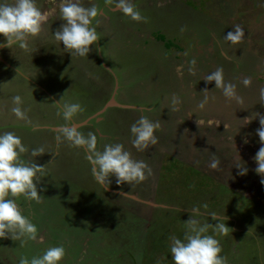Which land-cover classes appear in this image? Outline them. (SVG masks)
Here are the masks:
<instances>
[{
    "label": "rangeland",
    "instance_id": "rangeland-1",
    "mask_svg": "<svg viewBox=\"0 0 264 264\" xmlns=\"http://www.w3.org/2000/svg\"><path fill=\"white\" fill-rule=\"evenodd\" d=\"M50 1L53 0H36L40 10L48 13V20L41 33L29 39L27 49L14 45L6 51L7 55H20L17 62L22 69L26 66L32 70L38 61L49 90L41 88L39 92L19 82L13 86L12 75L0 67V76H9L0 81V134L14 132L29 150L20 158L25 163L29 160L46 166L44 173L38 174L42 202L24 197L16 201L21 213L36 225L37 239L24 240L23 247L20 240L0 239V264H19L21 257L31 260L56 246L65 248L60 264H174L170 237L183 240L184 223L191 218L194 207L200 209V215L192 216L199 225L222 222L229 228L226 234L214 228L205 233L219 241L226 264H264V185L255 172L253 159L261 147L256 131L259 118L264 116L260 97L264 87V0H198V8L208 11H202L204 16L214 12L220 20L227 18L232 29H243L244 36L238 44L225 39V28L212 37L191 15L181 21L176 4L191 0H132L146 22H134L118 10L115 21L103 22L102 28L93 21L98 35L101 29L102 43L98 41L97 52L93 45L87 57H71L63 44L51 39L53 30L65 22L56 16L61 0H55L54 7L48 5ZM101 1L104 2L81 3L85 7L96 4L100 9ZM227 5L229 8H224ZM161 29L170 36L166 42L172 39L178 48L167 51L165 43L153 47V42L159 43L155 36ZM188 39L193 41L190 48L186 45ZM140 48L146 53L137 52ZM138 54L146 57L139 59ZM205 59L211 67H204ZM138 66L142 72H136ZM74 67L82 68L83 73H77ZM198 67L203 68L202 77L197 75ZM217 68L223 69L225 82L229 79L236 85L239 101L226 99L215 89L214 82L203 80ZM245 78L251 80L248 87L242 83ZM38 79L43 81L42 77ZM195 79L200 86L193 84ZM129 80L133 84L125 86L129 87L125 90L120 84L126 85ZM113 94H118L119 103H127V109L110 110L103 116L98 129L104 138L97 142V149L98 143L101 151L106 144H123L133 159L148 164L151 174L146 173L145 180L131 185H117L112 177L105 190L91 183L86 173L81 175L80 170L90 169L91 165L80 149L67 142L57 144L58 132L52 128L58 129L66 122L62 109H57L61 113L58 115L57 105L51 106L49 101L51 95L59 96L63 103H79L83 110L91 112L102 110ZM17 95L22 98L21 107L28 120H18L11 112L12 98ZM173 95L181 101L176 111L171 110ZM205 96L207 103L198 107ZM39 106L44 112H36ZM46 112L50 116L40 119ZM83 113H77V117L82 118ZM140 116L161 124L155 132L158 143L143 152L130 142V127ZM94 129L87 126L79 131L85 136L95 132L97 136ZM108 136L116 139L111 142ZM40 147L45 153L31 158V151ZM191 150L196 156H190ZM207 152L213 153L209 161L212 157L219 160L216 169L205 167ZM65 161L70 166H65ZM244 166L247 174L241 175ZM64 169L81 174L73 176ZM206 172L211 178L205 176ZM213 212L222 219L212 220ZM134 216H139L138 226L133 224Z\"/></svg>",
    "mask_w": 264,
    "mask_h": 264
},
{
    "label": "clouds",
    "instance_id": "clouds-1",
    "mask_svg": "<svg viewBox=\"0 0 264 264\" xmlns=\"http://www.w3.org/2000/svg\"><path fill=\"white\" fill-rule=\"evenodd\" d=\"M104 3L122 12L134 22H146V18L141 15L132 0H104ZM59 10L60 19L65 23L53 33L54 40L59 45L63 44L64 51L71 57H87L91 47L99 41L97 28L93 26V21L97 20L101 10L96 4L85 7L81 0H61ZM47 20L48 13L40 10L36 0H0V36H3L5 40L4 43H0V47L11 49L15 45L20 49H27L29 39L41 33ZM233 29L234 31L227 33L225 39L232 44H238L244 32L239 26ZM203 80L209 84L214 82L215 89H219L226 99L239 101L236 85L225 82L222 68H217L206 75ZM242 83L248 87L251 80L245 78ZM207 92V90L204 91V93ZM260 97L264 101V87L260 89ZM207 99L205 96L198 107L203 108ZM115 100L118 102L116 97ZM12 103V114L18 120H28L26 111L21 107L22 98L19 95L14 96ZM180 103L179 97L173 95L171 110L176 111ZM55 104H60V101ZM61 107L66 123L58 128V134L55 137L57 144L67 142L70 147L84 149L87 153L85 159L91 165L93 179L99 185L104 186L105 190L109 188L112 177H115L117 185H131L145 180L146 173L151 174L148 164L142 160L133 159L131 152L127 151L123 144H106L100 151L97 149L98 141L95 133L88 132L85 136L77 127L70 125L68 122L72 121L77 113L83 111L79 103H63ZM245 120L248 124L252 121L250 118ZM259 123L260 127L256 135L259 137L261 147L253 159L257 165L255 172L261 177V184L264 185V116L259 118ZM160 127L159 121L153 122L147 116H140L130 127L132 146L137 151L143 152L150 145L157 144L158 138L155 132ZM244 143L247 144L248 141L245 140ZM28 151L21 138L14 132L0 134V239L20 240L21 247H23L24 240H36L38 230L36 225L21 213L16 201L24 197L28 201L42 202L37 189V183L40 180L38 174H43L46 168V166H37L35 162L29 160L25 163L20 157ZM44 153L43 147L33 149L30 157H38ZM218 165L219 160L213 157L210 167L215 169ZM240 174H247L245 166ZM204 207L207 208V205ZM200 214L199 208L194 207L191 210V218L184 223L186 231L183 240L175 236L170 237V252L174 264H226V257L220 255L222 248L219 241L213 235L205 233L209 228H214L216 232L226 234L229 228L222 222L201 226L197 220L192 218ZM211 219L216 221L222 218L213 212ZM64 257L65 248L63 246L49 247L42 256H34L31 260L21 257L19 264H60Z\"/></svg>",
    "mask_w": 264,
    "mask_h": 264
},
{
    "label": "trees",
    "instance_id": "trees-1",
    "mask_svg": "<svg viewBox=\"0 0 264 264\" xmlns=\"http://www.w3.org/2000/svg\"><path fill=\"white\" fill-rule=\"evenodd\" d=\"M192 2V3H191ZM191 2H187V4H184V3H182L181 1L180 2H177V4H176V6H177V8H178V11L176 12L177 14H178V16L180 17V19H181V21L183 20H185V18L187 17V16H189L190 17V15L197 21V22H200L201 24H203V26H204V28H205V30L208 32L209 31V33H211L212 34V37H213V34L214 33H217V32H220V31H222V29L223 28H225L228 32H230V31H233V29H232V26L229 24V23H227L225 20H227V18H225L224 20H220L219 19V17H216V13H215V15H214V12H209L210 13V15H209V17L208 16H204L203 14H202V11H206V12H208L207 10H201V9H199L198 8V6H197V4L199 3V2H201V1H199L198 2V0H191ZM224 8H229V5H227V6H225ZM222 10H224V9H222ZM168 12H170V11H168ZM168 12H166V13H168ZM206 15V14H205ZM212 15H213V17H212ZM211 17V18H210ZM190 19V18H189ZM211 19H213V20H211ZM181 29V26L179 27V28H176V30H180ZM215 32H214V31ZM56 31H54L53 30V33H55ZM169 35L167 34V32L164 30V29H161V30H157V33H156V36H155V39L156 40H158L159 41V43L157 44V43H155V42H153V47L154 48H156V46H160V44L161 43H165L164 44V46H165V48H167V51H169V50H172L173 48H175L176 46L174 45V43H173V40L171 39V40H169V41H167L166 42V40H167V37H168ZM170 37V36H169ZM184 38H186L187 39V37H183L182 38V40H184ZM51 39H53L54 40V38H52L51 37ZM99 39L102 41V37H100L99 36ZM215 39V38H214ZM184 43V42H183ZM193 43V41L192 40H190V39H188V42H187V44H186V42H185V44L186 45H188V47L190 48V45ZM176 48H178V46L176 47ZM181 49H182V47H181ZM181 49H179V50H181ZM137 52H140V53H146V52H144V49H139V51H137ZM218 53V52H217ZM217 53H216V55H217ZM169 54V53H168ZM130 56V55H129ZM128 56V57H129ZM166 56V55H165ZM213 56V55H212ZM220 56H223V54L222 53H220ZM138 57H139V59H142V58H144V57H146V55L145 54H138ZM168 58V57H167ZM169 59V64H170V67L173 69V67L171 66V63H170V57L168 58ZM147 61H149V59L147 60ZM38 62V61H37ZM37 62H36V65H37ZM203 63V65H204V67H206V66H208V67H211L209 64H208V62H207V60L205 59V62H202ZM258 63H261V59L259 58V60H258ZM18 64V63H17ZM16 63H15V65H14V67L16 68V69H21V70H23L24 72H25V74L27 73L26 72V70H24V69H22V68H19V66L17 65ZM182 64V63H181ZM121 65V64H120ZM208 67L206 68V69H208ZM240 67V66H239ZM43 68V67H42ZM75 69L77 68V67H74ZM79 69L76 71L75 69H73L75 72H77V73H79V72H82L83 73V70H82V68H80V67H78ZM44 69V68H43ZM99 69H101L100 67H99ZM123 69H124V67H123ZM205 69V70H206ZM7 70V69H6ZM115 70V69H114ZM116 71V73L117 72H121V74H123L124 72H125V69L123 70L124 72H122V69L121 70H115ZM139 71H143V69H142V67L141 66H138V69H137V71L136 72H139ZM41 72H42V75L43 74H45L42 70H41ZM203 72V68L201 67H198V76H200V77H202V73ZM173 73H174V71H173ZM7 74V73H6ZM6 74L4 73V74H2L1 76H0V81L2 80V79H4V76H5V78H7V77H9V76H6ZM24 75L23 73H18V74H16L17 76H18V78H19V81L21 82V86H29L30 88H32V89H34V90H37V91H39L40 92V90H41V88L42 89H45V88H47L48 90H49V88L47 87V85L46 84H44V82L45 83H47V78L46 77H43L42 76V79H43V81H41L40 79H38V78H33V76L30 74V73H27L26 75H27V77L28 78H30V79H24V77H22V76H20V75ZM133 74V72H131V75ZM175 74V73H174ZM4 75V76H3ZM76 75V74H75ZM77 75H79V74H77ZM130 75V76H131ZM223 76H224V74H223ZM13 77V76H12ZM225 77L226 76H224V79H225ZM33 78V79H32ZM184 78V77H183ZM198 78V77H197ZM185 79V78H184ZM32 80V81H31ZM33 82V83H32ZM197 82L198 81H196V79H195V81H194V83L193 84H195V85H197V86H200L201 85V83H200V85H198L197 84ZM227 82H230V80L228 79V81ZM1 84V83H0ZM132 85L133 84V82L131 81V80H129L128 81V83L126 84V85H124V84H120L123 88H125V90L126 89H129V87H125V86H129V85ZM40 86V87H39ZM1 87V86H0ZM0 90H1V88H0ZM51 91V90H50ZM4 91H2L1 93H3ZM76 94V93H75ZM77 95V94H76ZM52 96V98H50V100L51 101H49V102H52L51 103V106L52 105H57V107H56V109H55V113H57V109L58 108H61L62 109V107H61V105L63 104V102H62V100H60L62 97H55L54 95H51ZM54 99H57L58 101H60L61 102V104H55V102H53L54 101ZM109 99V98H108ZM125 104H127V103H125ZM129 104V103H128ZM33 106V105H32ZM39 111H42V112H44L43 110H42V108L39 106L38 107V109H37V113H39ZM99 111V110H98ZM49 112V111H48ZM48 112H46V113H48ZM51 112H54V111H51ZM83 116H82V118H78L77 117V114H76V116H74V121H76V122H82V121H84L85 119H87L88 117H90V116H92L93 114H95L97 111H91V112H89V111H86V110H83ZM46 113H44V115H40L41 116V118L40 119H46L48 116H50L49 115V113L48 114H46ZM46 114V115H45ZM63 115V114H62ZM36 116H37V114H36ZM62 119H63V117H62ZM64 120V119H63ZM69 124H71V121L70 122H68ZM89 126H93L94 128H96V125L92 122ZM87 127V126H86ZM82 129H84V128H82ZM82 129H80V130H82ZM95 130V129H94ZM96 131V130H95ZM54 132H56V131H54ZM97 132V131H96ZM95 133V132H94ZM95 135H96V133H95ZM97 137H99V133H97ZM98 139V138H97ZM188 150H189V148H188ZM205 176H207L208 178H211V174H208L207 172H206V174H205ZM113 205H112V209H113ZM148 207H149V205H148ZM111 209V210H112ZM84 217V216H83ZM129 218H130V216H129ZM128 219V218H127ZM86 221H87V219H86ZM139 216H138V219H136L135 218V216H134V220H133V224L135 225V226H138L139 225ZM131 224V223H130ZM96 225H98V227L100 226V228H101V225L100 224H96ZM112 225H113V223H112ZM105 227V226H104ZM134 232H135V230H133ZM144 236V235H143ZM97 238H100V237H98L97 236ZM141 241L143 242V240L141 239ZM111 261V260H110Z\"/></svg>",
    "mask_w": 264,
    "mask_h": 264
},
{
    "label": "flooded vegetation",
    "instance_id": "flooded-vegetation-1",
    "mask_svg": "<svg viewBox=\"0 0 264 264\" xmlns=\"http://www.w3.org/2000/svg\"><path fill=\"white\" fill-rule=\"evenodd\" d=\"M54 1L55 0H53V1H50V2H48V5H50L51 7H54L53 5H54ZM101 4V8H100V10H102V14L101 15H99L98 17H97V20L96 21H94V22H96V24L95 25H97V26H99L100 28H102V25H103V22L104 23H108V22H114L115 21V18H116V14H118L119 15V13H118V11L117 10H115L112 6H107V5H105V3L103 2V1H101L100 2ZM52 11V14L54 13H56V10L55 9H52L51 10ZM57 15L56 16H58V15H60V10H59V14H58V11H57V13H56ZM121 22V21H120ZM100 31V34H99V36L101 37V35H102V33H101V29L99 30ZM45 33H48V32H45ZM2 39H4V37L3 36H0V43H4L5 42V40H3L2 41ZM53 42V41H52ZM99 42L100 43H102V41L99 39ZM18 47V46H17ZM94 48H95V52H97L96 51V48H99L98 47V42L94 45ZM9 48H7V47H0V67H3V70H5V69H7L6 71H5V73H7V74H11L12 76H13V78H12V80H10V83L13 85V86H15L16 84H17V82H19V83H21L20 81H19V78H18V76L16 75V74H18V73H23V74H25V72L23 71V70H19V69H16L15 67H14V65H15V63L17 62V60L19 59V57H20V55L19 54H14V55H11L10 53L7 55L6 54V51L8 50ZM93 57H95V55L93 54ZM100 56L98 55V57H95V58H99ZM94 58V59H95ZM53 59V58H52ZM18 63V62H17ZM16 63V64H17ZM18 66H19V63L17 64ZM186 67H185V65L182 63V70H184ZM24 70H26L27 72H29L32 76H33V78H39V77H42V72H41V70H40V68L36 65L35 67H34V69H32V70H29L26 66H25V69ZM180 73V72H179ZM26 75V74H25ZM4 76V75H3ZM20 76H22V77H24V79H26L27 80V78H26V76H23L22 74L20 75ZM32 78V79H33ZM33 83V82H32ZM22 85V84H21ZM21 87V86H20ZM40 87V86H39ZM114 95V94H113ZM116 95V94H115ZM116 98H117V95L115 96ZM112 98V97H111ZM118 103V102H117ZM126 105L127 104H122V103H118V106H112V107H109V108H107V110H106V112L103 114V115H101V120L100 121H97V126H96V128H95V130L97 131V132H99V136H101L102 138H99V139H103L104 137L102 136V135H100V134H102L101 133V131H99V129H98V127L100 126L99 125V123L101 122V121H103V116L108 112V111H110V110H122V111H126V109H127V107H126ZM74 119V118H73ZM72 119V121H71V124L70 125H72V124H74V123H76V124H79V123H77V122H74V120ZM88 126V125H87ZM59 127V126H58ZM61 127V126H60ZM55 129H57V127H53L52 128V130L53 131H56L57 132V130H55ZM82 129V128H81ZM114 136V135H113ZM107 139H109V140H111V142H113L116 138H111V136H108V137H106ZM98 149H100V151H101V148L100 147H98ZM81 151L82 150H84V149H80ZM83 153H84V155H86V153H85V151H82ZM188 152H189V150H188ZM211 154H213V153H210V152H207V159H206V163H205V167L207 168V169H210L211 167H210V164H211V161H209V159H210V157H211ZM190 156H196L195 154H194V151H190ZM212 160H213V157H212ZM207 161H209V162H207ZM89 163V162H88ZM64 165L65 166H70L69 165V163L68 162H66L65 161V163H64ZM43 166V165H42ZM91 169V168H90ZM90 169H85V170H83V169H81L80 171H81V175H83V174H85V177L86 178H88L90 181H91V183H95V184H97L96 183V181L93 179V177H92V175H91V170ZM216 169V168H215ZM65 171H67L68 170V172H70V169H64ZM84 171H86V172H84ZM71 173V172H70ZM79 173H77V171H75L74 172V170H72V173H71V175H80ZM97 186V185H96ZM127 198H130V197H127ZM139 203H141V202H139ZM142 205H147L146 203H143V201H142V203H141ZM148 206V205H147Z\"/></svg>",
    "mask_w": 264,
    "mask_h": 264
},
{
    "label": "water",
    "instance_id": "water-1",
    "mask_svg": "<svg viewBox=\"0 0 264 264\" xmlns=\"http://www.w3.org/2000/svg\"><path fill=\"white\" fill-rule=\"evenodd\" d=\"M112 106H118V103L115 100V94L112 96L110 101L105 105V107L102 110L98 111L94 116L89 117L88 119H86L85 121H83V122H81L79 124L74 123L72 125L74 127H77L78 129H80L82 127H85V126L89 125V123L92 121V119H94L95 121L96 120L100 121L101 120V115H103L106 112L107 108L112 107ZM97 116H100V117H97Z\"/></svg>",
    "mask_w": 264,
    "mask_h": 264
},
{
    "label": "crops",
    "instance_id": "crops-1",
    "mask_svg": "<svg viewBox=\"0 0 264 264\" xmlns=\"http://www.w3.org/2000/svg\"><path fill=\"white\" fill-rule=\"evenodd\" d=\"M26 72H27V71H26ZM27 73H29V72H27ZM27 73H26V74H27ZM23 76H26L27 79H30V78H28L27 75H25V74H24ZM31 81H32V80H31ZM55 103H56V101H55ZM99 111H100V110H99ZM97 112H98V111H97ZM97 112H96V113H97ZM96 113H95V114H96ZM95 114H93L92 116H94ZM88 118H89V117H88ZM88 118H87V119H88ZM85 120H86V119H85ZM85 120H84V121H85ZM74 122H76V121H74ZM82 122H83V121H82ZM77 123H81V122H77ZM93 123L97 126V122H93ZM90 124H91V122L89 123V125H90ZM89 125H88V126H89ZM85 127H86V126H85ZM82 128H84V127H82ZM80 129H81V128H80ZM80 129H78V130H80ZM97 133H99V132H97ZM100 135H101V134H100ZM99 138H102V137L99 136L98 139H97L98 142H101L102 139H99ZM100 145H101V144L98 143V147L101 148L102 146H100ZM82 151H85V150H82ZM85 153H86V152H85ZM86 155H87V153H86Z\"/></svg>",
    "mask_w": 264,
    "mask_h": 264
}]
</instances>
